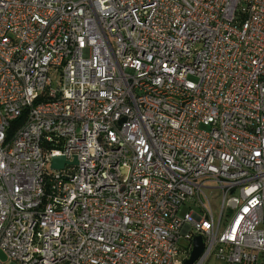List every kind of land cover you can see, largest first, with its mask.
<instances>
[{
    "label": "built area",
    "instance_id": "2783aa9c",
    "mask_svg": "<svg viewBox=\"0 0 264 264\" xmlns=\"http://www.w3.org/2000/svg\"><path fill=\"white\" fill-rule=\"evenodd\" d=\"M197 237L193 264H264V0H0V264Z\"/></svg>",
    "mask_w": 264,
    "mask_h": 264
},
{
    "label": "water",
    "instance_id": "95a60500",
    "mask_svg": "<svg viewBox=\"0 0 264 264\" xmlns=\"http://www.w3.org/2000/svg\"><path fill=\"white\" fill-rule=\"evenodd\" d=\"M68 163L64 157H56L53 159L52 167L53 169L63 170L65 165ZM74 165H78V161L75 160ZM204 250V243L201 237H197L194 241V250L192 252L191 259L186 262V264H193L202 254Z\"/></svg>",
    "mask_w": 264,
    "mask_h": 264
},
{
    "label": "rangeland",
    "instance_id": "374dc122",
    "mask_svg": "<svg viewBox=\"0 0 264 264\" xmlns=\"http://www.w3.org/2000/svg\"><path fill=\"white\" fill-rule=\"evenodd\" d=\"M211 194V193H210ZM220 193L218 191H215L214 194H212V207H213V211H214V214L215 216H218L219 213H220V197H219ZM180 246L181 247H185V246H188V242L186 241H180ZM0 260L2 262H7L6 261V257L2 254V252H0ZM210 264H219L217 263L216 261H211ZM221 264V263H220Z\"/></svg>",
    "mask_w": 264,
    "mask_h": 264
}]
</instances>
